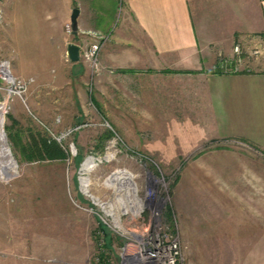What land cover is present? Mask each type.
I'll return each mask as SVG.
<instances>
[{
    "label": "rangeland",
    "instance_id": "1",
    "mask_svg": "<svg viewBox=\"0 0 264 264\" xmlns=\"http://www.w3.org/2000/svg\"><path fill=\"white\" fill-rule=\"evenodd\" d=\"M0 26V67L13 78L0 72L3 131L16 163L0 179L1 258L141 264L140 243L163 232L179 240L181 264H264V149L218 135L199 81L105 67L104 34L94 69L84 56L92 31L71 40L81 46L76 66L56 46L49 72L19 77L3 9ZM43 50L30 58L44 64ZM44 138L65 156L29 160Z\"/></svg>",
    "mask_w": 264,
    "mask_h": 264
},
{
    "label": "crops",
    "instance_id": "2",
    "mask_svg": "<svg viewBox=\"0 0 264 264\" xmlns=\"http://www.w3.org/2000/svg\"><path fill=\"white\" fill-rule=\"evenodd\" d=\"M74 8L80 14L71 40L104 34L105 67L152 80L162 71L184 73L175 79L201 83L218 135L264 149V0H0L19 77L49 72V48L70 61L64 28ZM33 49L40 56L44 49V64L30 58ZM12 260L0 257V264H50L39 256Z\"/></svg>",
    "mask_w": 264,
    "mask_h": 264
},
{
    "label": "built area",
    "instance_id": "3",
    "mask_svg": "<svg viewBox=\"0 0 264 264\" xmlns=\"http://www.w3.org/2000/svg\"><path fill=\"white\" fill-rule=\"evenodd\" d=\"M68 30L72 31L71 25H68ZM94 37L96 40L89 44L84 51V56L92 63L94 69H98L103 37L98 33L94 34ZM235 52L241 53L239 46L235 47ZM254 53H259V50H255ZM224 67L227 66L224 65ZM138 250L141 264H181V245L179 240L171 234L160 232L147 237L140 243Z\"/></svg>",
    "mask_w": 264,
    "mask_h": 264
},
{
    "label": "bare ground",
    "instance_id": "4",
    "mask_svg": "<svg viewBox=\"0 0 264 264\" xmlns=\"http://www.w3.org/2000/svg\"><path fill=\"white\" fill-rule=\"evenodd\" d=\"M0 72L8 79L13 80L7 64H2ZM4 123V105L0 104V179L10 177L16 171V163L13 159L12 153L7 144L6 136L3 131ZM96 165V159L94 157H88L83 166L82 172H89L92 167ZM111 178V177H110ZM126 178V177H123ZM83 186L87 187V179L82 177ZM86 191V190H85Z\"/></svg>",
    "mask_w": 264,
    "mask_h": 264
},
{
    "label": "trees",
    "instance_id": "5",
    "mask_svg": "<svg viewBox=\"0 0 264 264\" xmlns=\"http://www.w3.org/2000/svg\"><path fill=\"white\" fill-rule=\"evenodd\" d=\"M25 154H29L28 155L29 160L44 159L46 157L45 155H48L51 158L52 157L62 158L65 156V152L60 147V145L56 143V141L47 138L42 139L41 142L37 144L33 150H28L25 152ZM100 228L103 231L105 238H107L104 243V248L110 249L112 244V239L110 238L108 239V234L106 230L107 227L103 223H100ZM103 256L104 255H101V257Z\"/></svg>",
    "mask_w": 264,
    "mask_h": 264
},
{
    "label": "water",
    "instance_id": "6",
    "mask_svg": "<svg viewBox=\"0 0 264 264\" xmlns=\"http://www.w3.org/2000/svg\"><path fill=\"white\" fill-rule=\"evenodd\" d=\"M80 14V10L78 8H74L71 15L70 25L72 28V33L76 35L78 33V17ZM80 46L75 43H70L67 49V55L70 61L73 63L80 61ZM14 159V158H13ZM15 161V160H14Z\"/></svg>",
    "mask_w": 264,
    "mask_h": 264
}]
</instances>
